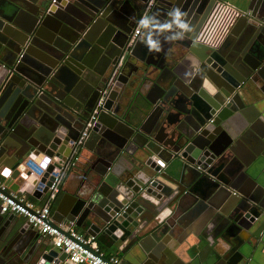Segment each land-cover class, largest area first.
<instances>
[{"label": "water", "instance_id": "water-1", "mask_svg": "<svg viewBox=\"0 0 264 264\" xmlns=\"http://www.w3.org/2000/svg\"><path fill=\"white\" fill-rule=\"evenodd\" d=\"M215 3L0 0L4 193L47 194L85 150L94 176L57 194L49 223L61 233L75 227L137 264H202L205 250L248 264L264 234V0L208 45L197 37ZM193 225L207 241L192 256L171 242ZM46 238L0 214V264H66Z\"/></svg>", "mask_w": 264, "mask_h": 264}, {"label": "built area", "instance_id": "built-area-1", "mask_svg": "<svg viewBox=\"0 0 264 264\" xmlns=\"http://www.w3.org/2000/svg\"><path fill=\"white\" fill-rule=\"evenodd\" d=\"M53 2L54 0H51V3ZM238 15L239 12L228 3L216 0L197 40L208 45H214L221 41L225 37L224 35L229 31L233 20L238 17ZM140 34L141 28L135 29L129 45H131L133 39ZM103 98L104 97H101L98 100L96 106L92 110L83 132L77 141L78 145L86 138L89 129L93 126L96 116L103 104ZM76 160L75 158L71 162H68L62 170L56 169L51 173L53 181L47 189V201L42 206L28 201L20 194L9 193V195H6L4 193L6 188L3 185V181L0 179V214H14L22 217L32 229L48 237L54 247L66 253L68 264H125L118 256L107 255L93 237L81 234L73 227L59 226L58 228L67 233L66 236L49 223L51 221V207L59 193L63 175L75 166ZM27 167L30 170V174L36 177H40L43 173V170L32 162H30Z\"/></svg>", "mask_w": 264, "mask_h": 264}, {"label": "crops", "instance_id": "crops-1", "mask_svg": "<svg viewBox=\"0 0 264 264\" xmlns=\"http://www.w3.org/2000/svg\"><path fill=\"white\" fill-rule=\"evenodd\" d=\"M217 1L228 3L231 7H233L238 12H245L246 8L250 2V0H217ZM137 28H141V34L138 37L142 38L145 33L143 32V29H142L140 23H138L134 27L133 31ZM133 31H132V34H133ZM224 36H226V35H224ZM150 86L151 85H148L143 91V97L140 100V102L142 104H147V100L144 99V96H148L150 99H154L153 93H151V91H149ZM78 157H79L78 162L75 164V166L63 175L60 191L58 194L59 198H61L63 196V192L72 193L73 187L75 185H77L78 183H80L84 179L85 176H89V175L94 176V174L91 171H89L88 166H87L88 160L90 158V153L85 151V150H82ZM263 173H264V170H263ZM257 183L262 185V187H264V175L258 176ZM20 195L24 196L28 201H30L36 205H39V206L44 205L47 201V194L40 195L38 198L33 197L32 192L31 193H24V194H20ZM58 197L55 200V202L52 204L51 214H52L54 208L56 207V205L58 203V199H59ZM17 217L22 222L25 221L22 217H19V216H17ZM73 228L77 232L86 235L83 231H81L75 227H73ZM193 228H194L193 230H192V228H190L189 232L185 233L183 235V237L177 238V241L175 240V241L171 242L174 247H179V250L180 249L186 250L187 253L192 255V256L193 255H199V253L202 254V250H203L202 248L204 247L203 245L207 241L203 238L202 241L197 244V241H199L198 240L199 238L197 236L199 235L200 229H196L197 226L194 227V225H193ZM46 239L49 240V238H46ZM48 240H46V241H48ZM50 243L52 245V242H50ZM201 243H203L202 246H201ZM105 252L107 255L118 256L119 258H121V260L125 264H137L130 257L124 256V255L118 253L117 251H111V252L105 251ZM248 254L250 257L248 259V261H249L248 264H264V234H262L261 238H259V240L256 241V243L253 246V249H250ZM200 259H201L200 263H202V264H219L217 257L215 255H213L210 252V250H207V251L205 250ZM64 263L68 264L67 258L64 261Z\"/></svg>", "mask_w": 264, "mask_h": 264}, {"label": "flooded vegetation", "instance_id": "flooded-vegetation-1", "mask_svg": "<svg viewBox=\"0 0 264 264\" xmlns=\"http://www.w3.org/2000/svg\"><path fill=\"white\" fill-rule=\"evenodd\" d=\"M237 18H238V17H236V18L233 20L232 25H231V27L229 28V31H228V32H230V30H231L233 24L235 23V21L237 20Z\"/></svg>", "mask_w": 264, "mask_h": 264}]
</instances>
